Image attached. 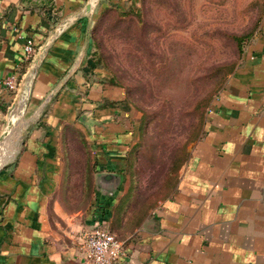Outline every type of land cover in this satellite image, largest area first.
I'll list each match as a JSON object with an SVG mask.
<instances>
[{
  "label": "crops",
  "instance_id": "0c3cea01",
  "mask_svg": "<svg viewBox=\"0 0 264 264\" xmlns=\"http://www.w3.org/2000/svg\"><path fill=\"white\" fill-rule=\"evenodd\" d=\"M134 1L98 0L92 20ZM86 2L0 0V78L21 80L15 95L0 90V135L15 119L0 141V264H86L82 233L97 216L89 210L96 197L112 200L106 224L126 253L118 264H264V13L200 137L154 200L133 181L137 125L123 89L104 67L83 71L95 51L91 18H78ZM66 20L31 73L25 40L35 60ZM70 132L91 169L87 205L75 207Z\"/></svg>",
  "mask_w": 264,
  "mask_h": 264
},
{
  "label": "rangeland",
  "instance_id": "374dc122",
  "mask_svg": "<svg viewBox=\"0 0 264 264\" xmlns=\"http://www.w3.org/2000/svg\"><path fill=\"white\" fill-rule=\"evenodd\" d=\"M263 13L264 0H136L91 17L98 65L134 113L133 181L145 187L142 194L153 190L155 200L168 191L201 135L211 101L255 40ZM65 149L69 203L81 206L91 191L87 153L74 132Z\"/></svg>",
  "mask_w": 264,
  "mask_h": 264
},
{
  "label": "built area",
  "instance_id": "2783aa9c",
  "mask_svg": "<svg viewBox=\"0 0 264 264\" xmlns=\"http://www.w3.org/2000/svg\"><path fill=\"white\" fill-rule=\"evenodd\" d=\"M24 60L34 62L35 48L31 39H26L23 46ZM33 60V61H32ZM21 85L17 75L11 74L0 78V90L16 93ZM101 203L103 201L101 200ZM107 218L96 216L92 225L83 230L81 257L86 264H118L124 256V241L111 232L106 224Z\"/></svg>",
  "mask_w": 264,
  "mask_h": 264
},
{
  "label": "water",
  "instance_id": "95a60500",
  "mask_svg": "<svg viewBox=\"0 0 264 264\" xmlns=\"http://www.w3.org/2000/svg\"><path fill=\"white\" fill-rule=\"evenodd\" d=\"M97 2H98V0H87L85 5L83 6L82 10L79 12L78 18L79 17L80 18H84V17L91 18ZM69 23H70V21L66 20L55 28L51 38L46 42L45 46L42 48V50H40V52L37 54L34 62L32 63V65L30 67L31 73H34L36 71L39 62L41 61V59L45 55L47 49L49 48V46L51 45V43L53 42V40L55 39L57 34L60 32V30L62 28H64ZM27 81H28V78L23 80V84L26 85ZM14 106H15V104L13 105V107ZM14 126H15V119L13 117H11L7 123V127H6L5 132L2 135H0V141L4 140V138L13 130Z\"/></svg>",
  "mask_w": 264,
  "mask_h": 264
},
{
  "label": "trees",
  "instance_id": "16d2710c",
  "mask_svg": "<svg viewBox=\"0 0 264 264\" xmlns=\"http://www.w3.org/2000/svg\"><path fill=\"white\" fill-rule=\"evenodd\" d=\"M242 49V48H241ZM99 66L98 61L95 58V54H93L92 57H90L87 61L85 66L83 67V71L88 72L95 67ZM96 201L93 202L89 210H92L93 212H96L97 215L101 218H108L109 212H110V207L112 205V200L111 199H104L103 203H101L100 199L96 197Z\"/></svg>",
  "mask_w": 264,
  "mask_h": 264
}]
</instances>
